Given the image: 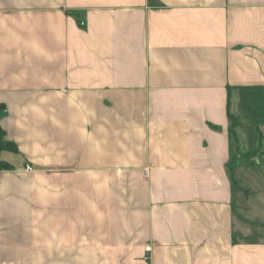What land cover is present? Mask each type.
Here are the masks:
<instances>
[{
	"label": "crops",
	"instance_id": "1",
	"mask_svg": "<svg viewBox=\"0 0 264 264\" xmlns=\"http://www.w3.org/2000/svg\"><path fill=\"white\" fill-rule=\"evenodd\" d=\"M228 113L262 144L264 0H0V264H264Z\"/></svg>",
	"mask_w": 264,
	"mask_h": 264
},
{
	"label": "trees",
	"instance_id": "2",
	"mask_svg": "<svg viewBox=\"0 0 264 264\" xmlns=\"http://www.w3.org/2000/svg\"><path fill=\"white\" fill-rule=\"evenodd\" d=\"M229 121H230V123H229L230 125L228 126V135L232 139L233 143L235 144V149L237 151V153L232 156L231 163L234 166V165L239 163L238 162L239 158L240 159L243 158V160L244 159H250L251 157L256 155V153H258L261 146L257 147L254 150L247 151V152L242 153V154L239 153V142H238L237 136H236V127L238 126L239 120L237 119L236 116L229 114ZM15 149H16L15 144H13L12 142L6 141L3 138V132L0 129V151H2V150H15ZM10 168H11L10 164L0 160V169H10Z\"/></svg>",
	"mask_w": 264,
	"mask_h": 264
},
{
	"label": "rangeland",
	"instance_id": "3",
	"mask_svg": "<svg viewBox=\"0 0 264 264\" xmlns=\"http://www.w3.org/2000/svg\"><path fill=\"white\" fill-rule=\"evenodd\" d=\"M239 135H240V148H239V150L241 149L242 151H247V150H250V149H253V148H257V147H259V146H261L262 148H263V146H264V138H263V140H262V144H260V145H258V143H259V140L257 139V137L255 138V142L254 141H251L250 139H246V136H245V138L243 137V133L241 132V133H239ZM253 158V157H252ZM252 158H251V161H252ZM245 160H247V159H245ZM263 160V157H258V156H256V162H258V164H260V162ZM260 171H261V168L259 167L258 168ZM243 202V204H241V205H237V206H239V208L240 209H242L243 210V206L245 205V202H244V200L243 201H241V203ZM236 211V213L237 212H239L240 210H235ZM256 231H255V233H257V234H259L260 232H261V230H258V229H256V228H254Z\"/></svg>",
	"mask_w": 264,
	"mask_h": 264
},
{
	"label": "built area",
	"instance_id": "4",
	"mask_svg": "<svg viewBox=\"0 0 264 264\" xmlns=\"http://www.w3.org/2000/svg\"><path fill=\"white\" fill-rule=\"evenodd\" d=\"M26 168H27L28 170H30V169H31V167H30V166H26ZM144 173H146V172H144Z\"/></svg>",
	"mask_w": 264,
	"mask_h": 264
}]
</instances>
